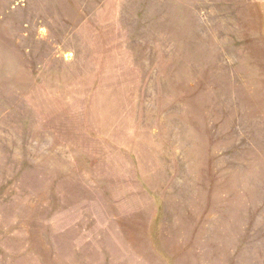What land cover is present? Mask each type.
Instances as JSON below:
<instances>
[{
    "label": "rangeland",
    "instance_id": "1",
    "mask_svg": "<svg viewBox=\"0 0 264 264\" xmlns=\"http://www.w3.org/2000/svg\"><path fill=\"white\" fill-rule=\"evenodd\" d=\"M0 264H264V0H0Z\"/></svg>",
    "mask_w": 264,
    "mask_h": 264
}]
</instances>
